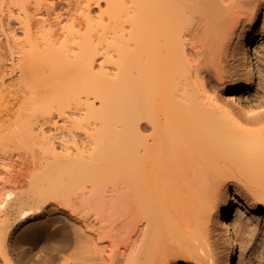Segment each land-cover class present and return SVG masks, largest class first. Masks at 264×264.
<instances>
[{"label": "bare ground", "instance_id": "1", "mask_svg": "<svg viewBox=\"0 0 264 264\" xmlns=\"http://www.w3.org/2000/svg\"><path fill=\"white\" fill-rule=\"evenodd\" d=\"M102 4L106 10L99 23L90 16L72 17L74 9L91 12ZM261 6L264 0L8 1L7 26L23 35L15 40L12 52L19 56V93L12 98L0 94L1 101L11 104L10 110L17 106L14 112L20 119L11 121L10 129L26 131L34 121L50 127L56 118L70 123L56 136L63 144H75L77 165L91 173L73 178L68 160L54 167L69 176L62 189L67 206L97 196L89 207L95 211L108 204L106 195L117 198L116 204L132 224L135 221L132 226L148 223L147 264H156L161 238L171 234L181 239V227L188 226L174 221L172 204L180 217L206 227L204 234L217 233L221 252L216 264H237L243 255L241 216L259 212L261 203L256 200L264 202V97L257 96L261 85L257 49L264 39ZM32 8L46 18L34 20ZM63 10L72 17L66 26L51 21ZM250 12L255 13L252 25L239 34V26L246 22L242 18ZM97 55L104 62L95 71ZM237 57L240 70H235ZM224 91L228 101L217 100ZM91 98L100 102L99 109L83 102ZM18 141L21 147L26 143ZM50 143L32 141L40 147L41 158L49 152L56 160L55 140ZM226 178L239 181L237 188H247L248 193L229 195ZM51 181L59 183L57 178ZM41 184L37 192L44 199L51 193ZM7 197L1 200L5 204ZM31 219L23 216L25 230L9 246L18 260L33 259L39 252L45 255L35 264L105 262L77 233L71 241V231L65 236L61 228L51 231L47 223L31 224ZM206 244L211 248L209 240Z\"/></svg>", "mask_w": 264, "mask_h": 264}, {"label": "rangeland", "instance_id": "2", "mask_svg": "<svg viewBox=\"0 0 264 264\" xmlns=\"http://www.w3.org/2000/svg\"><path fill=\"white\" fill-rule=\"evenodd\" d=\"M8 1L9 0H0V94L12 98L13 95L19 93V79L21 74L17 68L19 56L12 55L14 50L13 45L15 44V40L21 38L23 35L20 29H12V27L7 26V18L9 16L7 13ZM228 3L230 4V2ZM261 8L264 9V6H261ZM105 10L106 5L102 4L101 7H94L91 12L82 7V9H74L71 14L72 17L90 16L99 23L101 11ZM61 13H63L61 16L60 13L54 15L51 21L61 23V26H66L69 20L71 22L72 17L65 15L64 10L61 11ZM250 13L246 14L244 19L242 18V23L244 22L243 20L246 22L239 26V34L246 31L252 25L255 13H251L253 14L252 16ZM30 17H33L34 20H42L46 18V15L44 13H38L32 8L30 10ZM95 21L94 24H97ZM104 24L107 25L108 22ZM61 26L58 28H61ZM116 27L115 25L112 26L113 29ZM49 28L48 26L46 30H49ZM97 32L99 31H95V35H99ZM233 41L232 43L234 44L232 45L236 47L238 44L237 41H239L238 35L235 36ZM236 51L235 55L238 56V52ZM257 51L261 65V85L258 92L259 95L257 96L262 98L264 97V39L258 44ZM237 58L235 70H240V60L239 57ZM102 62H104V57L97 55L94 64L95 71L100 69L99 66ZM232 63L234 62L232 61ZM221 98L222 99L217 100L223 101L224 98L228 101V93L224 91ZM83 102L91 105L95 109L100 108V102L95 101L93 98L89 101L83 99ZM223 103L217 102L218 105ZM16 107L17 106H15V108ZM10 108L11 104H6L4 101L0 100V201H4L8 196V204H5L3 201H1L0 204V264H35V261L44 254L38 252V255L33 259L25 256L24 259L20 261L13 255L12 249H9L13 237L25 230L22 223L24 215L32 218L31 224L47 223L48 229H51V231L57 229L60 232L62 230L61 233H64L63 235L65 236L66 230L71 231V241L74 240V233H77L90 248V252L94 256H98V258L100 257V261H105L102 262L103 264H147L145 257L148 253H145L147 250L146 247L148 248L146 243V241H148V223L144 220L138 227L132 226L135 224V221L133 220L132 224V219L128 218L126 211L116 204L118 201L117 198H111L109 195H106L105 200L108 204H102L101 207H99L100 209L97 207L95 211H93L94 209L89 210V207L94 205L93 201H95V203L98 201L97 196L86 202L81 199L74 200L73 202L76 206H67L65 201L67 195L63 193L62 189L63 185L70 181L69 176L62 168L54 167L66 165L65 161L68 160L72 161L68 164V168L71 170L70 175L72 174L73 178L79 175V173H83V175H85L84 177H88L91 173L89 170L81 171L80 167L77 165L79 156L75 144H63L64 141L59 138V136H56L62 131L63 126H70V123L66 124L63 120L56 118L52 121L50 127H46L42 126V123L34 121L33 124L28 127V130L25 131L21 128L20 132L17 130L12 132L9 125L10 122L19 121L18 119L20 118H16L19 114L14 112L15 108L12 110H10ZM84 114L85 112H82L83 116ZM249 117L250 119L254 118L253 116ZM246 118V115L243 114V119ZM238 124L241 128H247L245 127L246 125H243L242 121H238ZM52 136L56 137L52 141H49L52 139ZM4 138L8 140L5 141ZM19 138L26 141V143L24 142L22 144V147L18 141ZM34 139H36L37 143L40 145L44 144L50 146L52 144L50 142L55 140L54 146L57 148L58 159L55 160V157L49 152L46 158H41L42 151L39 149L40 147L38 145L33 146L32 144ZM65 145L67 146L65 147ZM19 147H24L26 150L23 149L24 151H21ZM27 147L29 151L31 149L32 154L27 150ZM36 155H38L37 158L35 157ZM86 156H89V152H86ZM229 176H231V174H229ZM53 178H57L59 183H53L51 181ZM42 179L45 181L42 182ZM233 179L228 181L226 178L225 188L227 189V193L229 195H238L239 191V194L246 191L244 194H247V188H243L242 190V187L237 188V183L240 182H235V179ZM108 180L103 179V182H108ZM224 180L223 178V181ZM41 183H44L43 186L45 190L51 193V195L44 199H41L37 192L42 185ZM99 199L101 200V198ZM256 201L259 204L261 203L260 211L245 212L241 216L239 237L240 240L242 238L243 255L239 258L237 264H264V202L260 200ZM4 204L7 205L6 209ZM172 205H170L169 209L173 213L172 216L174 221L182 225L186 223L188 226L181 227L183 230V237L181 239L171 234H166V236H164L165 238H161L163 242H161L160 239L162 245L160 242L159 245H157L159 246L157 249L160 248V251L158 250L160 253L157 252V259H155L156 257L154 258L156 264L218 263L217 260L221 252V245H219L220 242L218 241V237H215L217 233H213L214 239L212 235L208 236L204 234L206 232L203 233V231L206 227H198L197 222L193 219V221L191 220L192 223L195 222L196 224H192L188 221L191 218L187 220V218L180 217L178 214L179 212L177 213V210H179L177 205ZM40 212L43 213L40 214ZM208 230L210 229L207 228V231ZM206 240H209L211 248H208ZM4 246H7V248H4Z\"/></svg>", "mask_w": 264, "mask_h": 264}]
</instances>
